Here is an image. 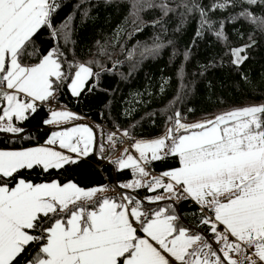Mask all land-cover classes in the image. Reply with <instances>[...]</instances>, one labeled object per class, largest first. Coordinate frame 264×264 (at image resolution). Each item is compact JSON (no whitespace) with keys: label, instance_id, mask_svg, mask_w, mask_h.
I'll return each mask as SVG.
<instances>
[{"label":"trees","instance_id":"1","mask_svg":"<svg viewBox=\"0 0 264 264\" xmlns=\"http://www.w3.org/2000/svg\"><path fill=\"white\" fill-rule=\"evenodd\" d=\"M48 1L46 21L18 49L16 60L29 68L47 55L55 60L60 74L50 80V91L60 106L91 126L97 150L59 169L33 167L0 177V186L11 188L19 180L72 182L82 189L104 188L106 194L38 215L28 230L31 241L9 264L41 260L56 222L65 223L80 208L96 209L104 200L137 207L140 228L156 215H173L176 229L214 244L212 215L185 196L161 199L164 188L129 190L139 170H118L115 161L97 153L111 131L151 138L176 120L190 123L243 110H255L252 128L264 145V0ZM80 66L88 67L91 77L73 96L69 85ZM52 113L44 102L36 105L16 122L17 132L0 131V149L44 144L52 132L47 125ZM179 166L178 157L169 154L148 165L159 174Z\"/></svg>","mask_w":264,"mask_h":264},{"label":"crops","instance_id":"2","mask_svg":"<svg viewBox=\"0 0 264 264\" xmlns=\"http://www.w3.org/2000/svg\"><path fill=\"white\" fill-rule=\"evenodd\" d=\"M48 0H0V75L5 108L0 131L17 132L36 105L52 98L50 80L59 66L49 55L34 67L19 65L18 49L46 21ZM91 77L80 66L69 91L79 95ZM255 110H243L194 122L176 120L155 137L140 138L131 148L115 151L111 136L98 157L115 161L118 170L137 169L140 177L129 190L159 191L161 199L182 192L212 215L214 244L185 228L176 218L158 215L140 228L137 207L104 200L96 209H78L48 231L44 257L30 264H264V145L252 128ZM52 132L39 146L0 149V177L33 167L59 169L97 150L96 134L82 117L54 111L47 121ZM180 166L159 174L148 167L165 155ZM148 167V169H147ZM104 188L82 189L72 182L33 184L23 180L0 186V264H9L31 241L28 230L38 215L74 204H89ZM216 228L219 230L216 231Z\"/></svg>","mask_w":264,"mask_h":264},{"label":"built area","instance_id":"3","mask_svg":"<svg viewBox=\"0 0 264 264\" xmlns=\"http://www.w3.org/2000/svg\"><path fill=\"white\" fill-rule=\"evenodd\" d=\"M44 105L51 111H62V110H67L65 108H63L62 106H60L56 101H55V97L53 96L52 98H49L48 100H46L44 102ZM111 140H112V144L114 146V149L116 152L125 149V148H131L133 147V145H135L136 143V138L133 137H128V136H124L122 135L120 132L118 131H111ZM148 169V167H147ZM150 170V169H149ZM182 194V192L180 191L179 194L176 195V197H180ZM210 220H212V217H210ZM219 229L216 228V231H218Z\"/></svg>","mask_w":264,"mask_h":264},{"label":"rangeland","instance_id":"4","mask_svg":"<svg viewBox=\"0 0 264 264\" xmlns=\"http://www.w3.org/2000/svg\"><path fill=\"white\" fill-rule=\"evenodd\" d=\"M49 57H50V55H49ZM167 195H169L168 197H171V195L170 194H167ZM158 215H156L154 218H156ZM173 216V215H172ZM173 217H175V216H173ZM153 218V219H154ZM176 218V217H175ZM177 220V219H176Z\"/></svg>","mask_w":264,"mask_h":264}]
</instances>
